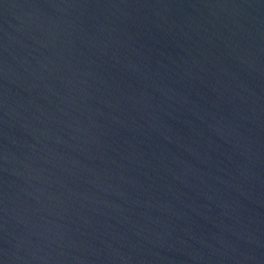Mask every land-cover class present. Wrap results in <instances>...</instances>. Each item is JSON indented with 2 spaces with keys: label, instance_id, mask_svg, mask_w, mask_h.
Masks as SVG:
<instances>
[{
  "label": "water",
  "instance_id": "95a60500",
  "mask_svg": "<svg viewBox=\"0 0 264 264\" xmlns=\"http://www.w3.org/2000/svg\"><path fill=\"white\" fill-rule=\"evenodd\" d=\"M0 264H264V0H0Z\"/></svg>",
  "mask_w": 264,
  "mask_h": 264
}]
</instances>
